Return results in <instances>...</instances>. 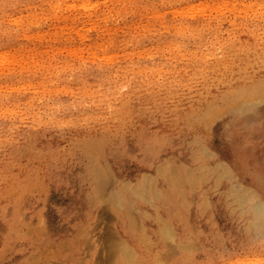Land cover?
Wrapping results in <instances>:
<instances>
[{
  "label": "rangeland",
  "instance_id": "rangeland-1",
  "mask_svg": "<svg viewBox=\"0 0 264 264\" xmlns=\"http://www.w3.org/2000/svg\"><path fill=\"white\" fill-rule=\"evenodd\" d=\"M2 1L0 7H7ZM117 1L14 0L12 7H25L21 15L16 13L6 19L11 10L0 13V264H71L69 257L75 254L77 239L83 244L77 254L81 264H110L106 239L120 237L118 214L112 211L110 196L121 186L128 189L126 182L138 181L142 171L149 173L134 150L138 134L147 132L140 120L146 109L139 107L141 103L136 100L146 101L147 98L149 104L156 100L154 102L162 106L165 96H177L176 90L171 88L173 82L188 79L209 60L195 57L193 53L216 50L218 54L221 47L238 44L243 35L251 45L255 41L253 47L257 50L264 45V7H249L252 11L248 8L246 13L238 8L235 15L221 7V11H225L217 16H214L215 11H210L211 7L205 8L199 18L208 19L211 15V18H222L225 22L218 28L222 31L217 30L215 36L212 35L215 31V22H212L209 30L204 31L206 40L192 41L193 38L183 33V26L198 17L191 9L204 8L206 4L212 6L214 2L219 5L220 0ZM50 2L69 17L67 25L49 17ZM181 2L185 5L183 8ZM111 8L121 12L118 10L115 14ZM18 16H31L33 22L40 23V28L17 31V26L10 23ZM243 17L249 18L247 27L240 25ZM232 18L236 20L235 31L230 28ZM218 57L223 59V56ZM118 80L122 84L115 83ZM117 96L124 98L119 101ZM259 98L264 99V92ZM253 107L235 115L219 116L210 129H196L188 139L193 145L192 153L205 146L212 154V165L219 162L223 169L229 170L226 176H220L222 183L235 181L250 186L264 199V101ZM89 129L98 132L108 129L113 149L102 133L89 134ZM153 146L158 155H163L167 148L161 139H156ZM184 149L182 142L178 156ZM223 169L218 171L219 175L224 174ZM89 191L97 198L92 203L84 197ZM216 197L211 195L210 199L216 201ZM85 205L96 208V219L80 216L77 221L85 229L84 234L73 236L75 222L71 216L79 214ZM225 208L228 209L221 203L219 209L204 217L195 212L188 214L190 231L207 232V238L193 239V255L206 256L208 264H238L236 261L241 262L238 259L244 255L264 258V234L255 226L239 234L237 221L243 222L244 215L228 214ZM131 212L133 218L135 216L132 218L134 226H140L141 211L132 209ZM170 241L173 243H163L157 252L163 263L155 264L180 262V240ZM205 242L208 245L204 246ZM263 258L258 259L261 264ZM139 260L137 264H151L149 260ZM242 261L243 264L249 262Z\"/></svg>",
  "mask_w": 264,
  "mask_h": 264
},
{
  "label": "bare ground",
  "instance_id": "bare-ground-1",
  "mask_svg": "<svg viewBox=\"0 0 264 264\" xmlns=\"http://www.w3.org/2000/svg\"><path fill=\"white\" fill-rule=\"evenodd\" d=\"M13 1L14 0H3L2 1V3L5 4L7 7H0V13H6V12H9V10H11V15H8L6 17V19H8L9 16H13L16 13L21 15L20 11L23 8H25V7H12ZM135 1H134V3H136ZM142 1H144V0H142ZM187 1H189V0H187ZM111 2H112V0H111ZM129 2H131V1H129ZM53 3L54 2H50L49 8L47 7V9L49 10L48 12H50L49 17L55 19V21L57 23L67 25L69 17L65 14H62L60 11L61 8L53 5ZM214 3L216 4L215 6H213ZM214 3H212L213 4L212 6H210L211 4L210 5L206 4L204 8H203V6L202 7L197 6V9H194L196 7H194V8L192 7L194 10H192L189 7L191 9V11L193 12L194 16H198V17H194V19L191 22H189L188 24H186V26H183V25L182 26H183V33L186 34V36L193 38L192 41L193 40L201 41L202 39H205L204 37L206 36V34H205L206 32H204V31L212 26L211 25L212 22H215V23H213V24H215V25H213V26H215V31L213 30V33H212V35L215 36V33L218 30V28H220L223 25V23L225 22L222 18H219V17L211 18L212 15L208 19L207 18L206 19H200L199 15L201 16V13L204 11L205 8L209 7L207 9V10H209L211 7L210 11H215L216 13L214 12V16H217L216 14H221L223 11V10L221 11V7H224V9L226 7L227 11L229 10V12L232 15L234 13H237L238 8L240 9V11L244 10V12H245V10H247L249 7L250 8L251 7H262V8L264 7V0H250L249 2H246V1L240 2V0L239 1L235 0V2L232 1V3H229V1L226 2V0H220L219 5H217V2H214ZM121 4H122V2H121ZM136 4H138V3H136ZM181 4H182V2H181ZM130 5L128 7H130ZM190 5H188V6H190ZM184 6L185 5H183L182 8ZM26 8L29 9V7H26ZM149 8H150V6H149ZM262 8H261V10H262ZM121 9H123V8H121ZM126 9H127V7H126ZM126 9L124 8V10H126ZM190 9H188V11ZM116 10L118 11L119 9H116ZM135 10H136V7H135ZM185 10H186V8H185ZM117 11H114L115 14ZM224 11H223V13H224ZM249 11H252V9H250ZM110 12H111V10H110ZM258 12H259V10H258ZM181 13H182V11H181ZM260 13H258V14H260ZM124 14H126V13H124ZM124 14H123V16H124ZM134 14H137V13L135 12ZM183 14H185V13H183ZM247 14H249V13L247 12ZM118 15H119V13H118ZM228 15H230V14H228ZM238 15H240V13ZM114 16H116V15H114ZM121 16H122V14H121ZM218 16H220V15H218ZM104 18H106V17H104ZM224 18L227 19L226 17H224ZM247 19H249V18H247ZM247 19L245 17H243L242 20L240 19V25L241 26L245 25L247 27V23L250 22V21H247ZM255 19H257V17ZM204 20H206V21H204ZM232 20H233V18H232ZM104 21H106V19ZM226 22H227V20H226ZM258 22L260 23L259 20H258ZM106 23H108V22H105V24ZM117 23H119V22H117ZM10 24L13 26L16 25L17 28L15 27V29L17 31L18 30L23 31V28H25L26 30L39 29L40 28V23L38 21L33 22L31 16H28V17L18 16ZM159 24H161V23H159ZM11 25H9V26H11ZM158 26H160V25H158ZM255 26H253V27H255ZM226 27H227V25H226ZM231 27H232V30L234 27H236V20L230 21V28ZM260 28L263 29L262 27H260ZM109 29H110V26H109ZM109 29H107V30H109ZM154 29H155V26H154ZM173 29H174V27H173ZM16 30H15V32H16ZM181 30H182V27H181ZM218 31H222V30H218ZM233 31H235V30H233ZM252 31H254V29ZM225 32H226V29H225ZM10 33H11V31H10ZM176 33L180 34L179 31H177ZM243 33H244V31H243ZM209 34H211V33H209ZM240 34H242V33H240ZM219 35L221 36V34H219ZM219 35H218V37H219ZM233 35H234V33H233ZM229 36H230V34H229ZM210 38H212V37H210ZM227 38H229V37H227ZM237 38H236V41H237ZM260 38H261V36H260ZM212 40H213V38H212ZM233 40L235 41V39H233ZM198 41H197V43H198ZM219 41L222 42L221 40H219ZM234 41H232V42H234ZM220 42H218V43H220ZM169 43L171 44V42H169ZM212 43L213 42H211V44ZM218 43L216 44V42H215L216 45H218ZM254 43H255V41H254ZM254 43H253V45H254ZM258 43H259V41H258ZM263 43H264V41H263ZM166 44H168V43H166ZM216 45H214V46H216ZM225 45H227V44H224V46ZM253 45H251L250 41L243 35V37H241L239 39V42L236 45H230L231 47L218 46V48L221 47V49L218 51V54H217V52H215L216 50L214 52L210 51V50H203L202 52H199V53H193L195 57H197V56L198 57H204L203 60H206L205 58H208L209 60H206L205 66L203 65L204 67L201 65L203 67V68H201L202 70H200L198 72L195 71L196 73H194V71L192 70V72L194 74H192V76L189 77L188 79H185V80L180 79L178 81V83H175V84H174V82H176V81L173 82V84L171 85V88L173 90L174 89L176 90V92L178 93L177 96L176 95L175 96H170V95L165 96L164 95L165 96L163 99L164 104L161 103L162 106H160V104L159 105L156 104L155 103L156 100H153V99H152L153 104H149V100H147L146 97H145L146 101H144L143 98H142L143 100L142 99L136 100V102L141 103V104H139V107L146 109V111L145 112L143 111L144 113L142 115H140V120H141L142 125L145 127V129H147L146 130L147 132H146V135H143V133L138 134V137H136L137 145L135 146L134 150H136V154L139 158L141 165L145 168H149V173L142 171L140 173V177H139L138 181H136L134 183H132L131 181L126 182V186L128 187V189L125 190V187L121 186V187H119V190L116 193H114L113 195L110 196V203L112 204L111 208L113 207L112 211L115 210L118 214V226L120 228V237H114V238L108 237L106 239L105 248H106V252L109 253V261H110L109 263L110 264H137L140 261L139 259L149 260V262L151 264H155V262H158V261L163 263L162 257L159 255L157 256V252L160 251V248H161L163 243H165L167 241L172 242L170 240H176V239L180 240L178 242H180L179 247L181 246L180 251L182 253L181 254L182 258L178 264H208V260L206 259L207 258L206 256H204L205 258H201V257L196 256L195 254L193 255V253H194L193 249H194V243H195L193 239L195 237H197V238L203 237L205 239V238H207V232L203 231V230H197L195 232L190 231L189 230L190 229L189 223H188V220H189L188 214L191 212H195V214L197 216L204 217L207 213H213V210L219 209V206L221 205V203H223L228 208V209L225 208V210L228 214H233L234 212H237L238 215L239 214L244 215V217H243L244 221L242 220L244 223L241 222L239 224L237 221L238 228H239V231H238L239 234H241V235L245 234L244 231H246L248 229V227L250 228L251 226H252L251 229L254 228V226H255V227L259 228V230L264 234V199L261 197L259 192L255 189H252V187H250V186H243V185H241L235 181L227 182L228 183L227 185L222 183V181H221L222 175L226 176V174H228L229 170H227V168L223 169V167H222L223 165H221L222 163H219V162L215 163V165L213 166L211 161H210V160H212V154L208 151V149L205 146H202L200 151H198L196 153H192L193 152V145H192V142H190V140L188 139L190 136V133L192 131H196V129H198L199 131H205V130L210 129L211 124L214 123V121L217 118H219V116H223V115L228 116L229 114H234L240 110L243 111V110H245V108L246 109L247 108L249 109L251 107L254 108L253 106H257L262 101H264L263 98L261 100L259 98V95L264 92V45H262V43H261L262 46L259 45L261 47L258 50L255 49V46L253 47ZM165 47H166V45H165ZM207 48H208V46H207ZM212 49H213V47H212ZM188 50L186 51L187 53H189ZM193 50H195V48ZM172 51H174V50H172ZM190 51H191V49H190ZM191 54H192V52H191ZM177 55H175V56H177ZM186 56L187 55H185V57ZM218 56H223V59H219ZM180 57L182 58L181 55H180ZM174 58L175 57H173V59ZM188 59H189V56H188ZM199 60H202V59L199 58ZM198 61H197V64H198ZM181 62H182V60H181ZM199 63H200V61H199ZM195 67H196V65H195ZM199 67H196V68H199ZM179 68H180V66H179ZM134 79H135V77H134ZM115 83L122 84L120 82V80H118V82H115ZM144 83H146V82H144ZM148 83H151V82H148ZM158 83H160V82H158ZM139 84H141V82ZM139 84H137V85H139ZM166 84H168L167 81H166ZM151 85H153V83H151ZM156 86H157V84H156ZM153 87H155V85H153ZM134 90H136V89H134ZM132 93H134V92H132ZM141 93H142V91H141ZM124 96H117V100L122 101ZM127 98H126V100H127ZM137 98H139V97H137ZM159 98L161 99V97H159ZM158 101L160 102L159 99H158ZM126 103L127 102L125 101V104ZM130 103H131V101H130ZM121 108H122V106H121ZM247 111L249 112V110H247ZM141 131H142V129H141ZM94 133H95V135H96V133H102L104 135V138L109 141L110 146H111V150L113 149L112 143L110 142L111 133L108 129H104L103 132H98V131L93 130L89 134H94ZM156 139H161L165 142V145L167 148H166V151L164 152L163 155H158L157 151H155V149H154L155 147L153 146V142ZM104 141H105L104 144H106L107 141L106 140H104ZM182 142L185 146V149L182 150L183 152L178 156V154L181 151V150H179V146ZM186 150H188V151H186ZM181 158L183 159V161L178 160ZM15 161H16V159H15ZM4 165H6V163ZM225 166L229 167L227 165H225ZM2 167H4V166H2ZM221 169L224 170V174L226 173L225 175L224 174H221V175L218 174V171H220ZM9 170H10V168H9ZM123 195L124 196L128 195V196L124 197ZM211 195L217 196L215 199L216 201L210 199ZM84 197H86L87 200L90 202L97 200V198L94 195H92L90 193V191L85 193ZM132 209H135L138 212L141 211V213H142L140 226H136L137 224L134 226V224H133V221H132L133 216H132V212H131ZM76 214L77 213H74L71 216V219L74 220V222H75L74 227H73V231L71 234L73 236L81 235L85 231V229L82 227V224L79 221H77L78 218L80 216H85V217H88L90 220H92V219L95 220L96 219L95 217L97 216L96 215L97 211H96L95 207H91L90 205L87 207L85 205L84 207H82L79 210V214H77V215ZM215 215H217V214H215ZM136 216H138V215L136 214ZM134 218H135V216H134ZM136 221H137V219H136ZM258 233H260V232H258ZM76 239H77V237H76ZM112 241H115V242H112ZM207 242H210V240H208ZM207 242H205L204 246H206ZM74 245H75V252H74L75 254L70 255L69 262L71 264H81V261H80L79 257L77 256V254L81 252L83 244H82L81 240L77 239L76 242L74 243ZM175 246L177 247L178 245H175ZM259 247H257V248H259ZM176 249L179 250L180 248L178 249V247H177ZM246 249H247V247H246ZM246 249L244 251H246ZM240 251H242V249ZM227 253L231 254V252H228V251H227ZM251 255H252V252H251ZM237 256H238V254H237ZM244 256L242 259L237 258L241 262L236 261V259H235V261L238 262V264H243L242 260L249 261L246 264H261V261H259L258 259L263 258V257H261V258L260 257L259 258L258 257L257 258H253V257L247 258L245 256L246 258L244 259ZM226 259H228V256ZM262 261H264V258ZM220 262H221V259H220ZM228 262H230V260ZM218 263H219V260H218ZM262 264H264V263H262Z\"/></svg>",
  "mask_w": 264,
  "mask_h": 264
}]
</instances>
